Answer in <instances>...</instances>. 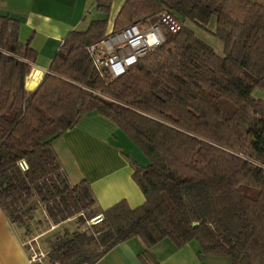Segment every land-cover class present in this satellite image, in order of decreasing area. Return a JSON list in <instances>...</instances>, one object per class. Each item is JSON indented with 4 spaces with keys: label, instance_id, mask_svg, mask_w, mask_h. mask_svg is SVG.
Wrapping results in <instances>:
<instances>
[{
    "label": "trees",
    "instance_id": "obj_1",
    "mask_svg": "<svg viewBox=\"0 0 264 264\" xmlns=\"http://www.w3.org/2000/svg\"><path fill=\"white\" fill-rule=\"evenodd\" d=\"M111 1L96 0L101 17L68 32L33 90L25 83L37 53L20 42V20L0 14V210L22 242L59 228L32 264H93L131 238L144 264H159L150 249L165 238L197 242L201 261L264 264V99L253 95L264 91V0H125L108 30ZM163 11L178 32L164 31L116 78L93 65L90 46ZM213 19L223 56L185 25L209 30ZM93 113L147 158L126 156L138 207L100 210L89 183H70L59 162L52 141Z\"/></svg>",
    "mask_w": 264,
    "mask_h": 264
},
{
    "label": "crops",
    "instance_id": "obj_2",
    "mask_svg": "<svg viewBox=\"0 0 264 264\" xmlns=\"http://www.w3.org/2000/svg\"><path fill=\"white\" fill-rule=\"evenodd\" d=\"M125 0H112L109 29ZM96 0H0V14L20 20L18 38L36 51L37 57L26 78L33 90L48 71L50 62L69 31L83 30L96 16ZM111 120L99 115L84 116L75 127L52 141L59 162L70 183H89L96 205L105 210L125 200L131 208L144 202L132 179L133 169L126 156L144 166L147 158ZM144 155V156H143ZM198 243L180 248L165 238L150 253L159 264H205L197 255ZM143 243L137 238L115 245L93 264H144L139 254ZM209 259V260H208ZM0 264H31L21 241V231L12 226L0 210Z\"/></svg>",
    "mask_w": 264,
    "mask_h": 264
},
{
    "label": "built area",
    "instance_id": "obj_3",
    "mask_svg": "<svg viewBox=\"0 0 264 264\" xmlns=\"http://www.w3.org/2000/svg\"><path fill=\"white\" fill-rule=\"evenodd\" d=\"M181 23L170 13L160 12L154 20L134 23L116 33H110L98 44L89 47L93 65L104 70L111 78L122 75L125 70L149 51L158 47L164 41V31L176 33L181 29ZM21 169H26L24 160L19 162ZM101 216L91 218V223H97ZM36 237L23 241L22 245L28 254V260L39 263L45 253L34 244Z\"/></svg>",
    "mask_w": 264,
    "mask_h": 264
},
{
    "label": "rangeland",
    "instance_id": "obj_4",
    "mask_svg": "<svg viewBox=\"0 0 264 264\" xmlns=\"http://www.w3.org/2000/svg\"><path fill=\"white\" fill-rule=\"evenodd\" d=\"M98 17H101V15L99 13H97L96 16H92L90 18H98ZM215 21L214 19L210 21L209 23V30H205V29H202L192 23H189V22H185V25L188 26L190 29H192V31L194 32V34L202 39L203 41H205L207 44H209L214 52L219 55V56H223L224 52H223V44L221 42V40L213 35L212 31L214 30L215 28ZM107 37V36H106ZM105 37V38H106ZM253 95L257 98H262L264 99V91H260L258 89H255L254 92H253ZM134 146V145H133ZM136 146V145H135ZM138 148V147H137ZM143 154V153H141ZM144 156V155H143ZM91 224V222L89 221L88 223H85V225L83 226H80L81 229H85L86 227H88L89 225ZM63 225L69 227L71 230L76 226L74 224V219H71L69 221H67L66 223H63ZM56 225H51V227L47 230L49 233H46L45 235H40V237L37 239V244H38V247L41 249V250H46V242H44L45 238L47 237L48 234H51L52 232L58 230L59 228L58 227H55ZM55 229H54V228ZM61 227V226H60ZM46 231V232H47ZM214 259H210L211 261H205L204 263L205 264H230L229 262V259L226 258V257H213ZM209 260V259H208Z\"/></svg>",
    "mask_w": 264,
    "mask_h": 264
}]
</instances>
